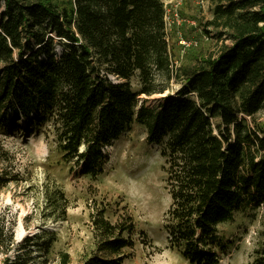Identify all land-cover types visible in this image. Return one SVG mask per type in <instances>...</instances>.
Here are the masks:
<instances>
[{"label": "trees", "instance_id": "trees-1", "mask_svg": "<svg viewBox=\"0 0 264 264\" xmlns=\"http://www.w3.org/2000/svg\"><path fill=\"white\" fill-rule=\"evenodd\" d=\"M2 2L0 128L48 123L62 159L97 176L107 147L142 126L148 144L163 143L167 246L190 264H220L221 223L264 205V121L255 118L264 109V0H209L200 28L215 47L190 65L174 62L162 0ZM10 180L0 174V188ZM96 211V246L82 264H121L132 216L114 224ZM55 240L35 233L3 264L35 262L31 246L49 264ZM13 245L0 218V254ZM68 263L61 251L57 264Z\"/></svg>", "mask_w": 264, "mask_h": 264}, {"label": "rangeland", "instance_id": "rangeland-1", "mask_svg": "<svg viewBox=\"0 0 264 264\" xmlns=\"http://www.w3.org/2000/svg\"><path fill=\"white\" fill-rule=\"evenodd\" d=\"M162 2L177 65H190L196 56L213 51V40L200 28L211 17L209 0ZM169 85L170 91L178 87ZM132 87L137 89V79H132ZM149 98L153 101L160 94ZM255 118L263 122L264 109ZM20 124L17 129L0 128V174L11 179L0 188V218L14 231V245L0 254V264L23 253L24 240L41 231L56 235L49 264H57L61 251L69 254L68 264H82L95 249L92 219L101 209L114 224L125 211L132 216L134 243L123 250L121 264H190L167 246L163 217L170 199L164 187L163 143L148 144L145 129L133 124L107 147L102 173L90 176L62 159L48 123L36 127L21 120ZM219 231L227 245L220 264H264L263 204L239 209L232 220L221 223ZM30 250L35 257L31 264H42L44 257L37 256L34 246Z\"/></svg>", "mask_w": 264, "mask_h": 264}, {"label": "water", "instance_id": "water-1", "mask_svg": "<svg viewBox=\"0 0 264 264\" xmlns=\"http://www.w3.org/2000/svg\"><path fill=\"white\" fill-rule=\"evenodd\" d=\"M82 148H80V150H81Z\"/></svg>", "mask_w": 264, "mask_h": 264}]
</instances>
